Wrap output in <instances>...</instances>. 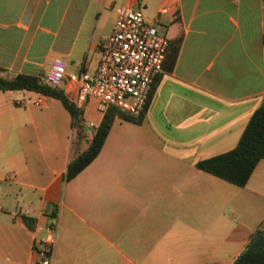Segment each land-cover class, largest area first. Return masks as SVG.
Segmentation results:
<instances>
[{
  "label": "crops",
  "instance_id": "1",
  "mask_svg": "<svg viewBox=\"0 0 264 264\" xmlns=\"http://www.w3.org/2000/svg\"><path fill=\"white\" fill-rule=\"evenodd\" d=\"M116 6L142 7L169 42L145 117H115L67 180L101 120L95 101L80 130L58 99L0 90V264H34L52 224L51 264H233L251 241L263 252L264 158L243 187L195 166L235 146L261 104L263 0H0V75L38 77L56 60L93 71Z\"/></svg>",
  "mask_w": 264,
  "mask_h": 264
},
{
  "label": "built area",
  "instance_id": "2",
  "mask_svg": "<svg viewBox=\"0 0 264 264\" xmlns=\"http://www.w3.org/2000/svg\"><path fill=\"white\" fill-rule=\"evenodd\" d=\"M167 8L159 12L164 14ZM115 20L111 33L99 46V56L93 71L66 70L62 60L38 76L41 83L61 87L75 107L88 100L95 101L100 112L108 106L138 114L147 99L154 78L162 70L168 39L148 22L142 7L114 8ZM55 245V224L48 227V235L35 246L34 264H51Z\"/></svg>",
  "mask_w": 264,
  "mask_h": 264
},
{
  "label": "trees",
  "instance_id": "3",
  "mask_svg": "<svg viewBox=\"0 0 264 264\" xmlns=\"http://www.w3.org/2000/svg\"><path fill=\"white\" fill-rule=\"evenodd\" d=\"M264 11V0H263ZM264 14V12H263ZM264 44V28H263ZM2 69H0V72ZM159 75H157L151 85L147 99L143 108L138 114H132L118 107L108 106L102 113L98 125L95 127L89 144L86 149L71 158L67 164L65 179H70L87 166L98 154L104 140L109 132L115 117H120L135 123H140L145 117L146 110L151 101ZM0 90H29L58 99L64 108L71 114L73 125L80 130L83 129L82 109L75 107L72 99L61 87H54L41 83L36 76L27 74H17L12 78H5L0 75ZM264 158V96L261 104L251 114L245 128L243 129L238 142L232 148L219 154L198 160L195 166L204 172L210 173L235 186L243 187L256 164ZM55 211L53 210V215ZM22 219L26 226L33 228L35 219L23 215ZM260 234V232H257ZM257 234V235H258ZM256 236V235H255ZM252 241L243 252L236 258L233 264H264L263 252H256Z\"/></svg>",
  "mask_w": 264,
  "mask_h": 264
},
{
  "label": "rangeland",
  "instance_id": "4",
  "mask_svg": "<svg viewBox=\"0 0 264 264\" xmlns=\"http://www.w3.org/2000/svg\"><path fill=\"white\" fill-rule=\"evenodd\" d=\"M113 7V6H112ZM117 7V6H116ZM115 8V7H114ZM107 9H109L110 10V6H108V8ZM142 11H143V8H142ZM87 56H88V58H91V60H92V65L91 66H93V64H94V61L97 59V53L96 52H93L92 50H87ZM88 71L89 72H91V70L90 69H88ZM67 94H68V96H71V93L69 92V91H67Z\"/></svg>",
  "mask_w": 264,
  "mask_h": 264
}]
</instances>
